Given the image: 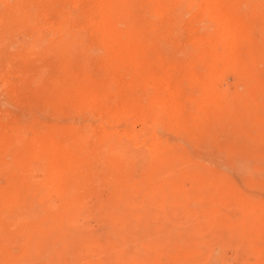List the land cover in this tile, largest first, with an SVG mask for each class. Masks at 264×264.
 <instances>
[{
    "label": "rangeland",
    "instance_id": "1",
    "mask_svg": "<svg viewBox=\"0 0 264 264\" xmlns=\"http://www.w3.org/2000/svg\"><path fill=\"white\" fill-rule=\"evenodd\" d=\"M212 2L210 14L192 0H103L100 4L99 0H0V166L4 167L0 168V208L12 202L8 205L14 212L9 220L8 209L2 210L8 214L6 220L4 213L0 216V264H264V0ZM256 5L259 12L253 10ZM229 20L240 29L227 34V43L233 46L225 50L226 57L223 52L224 67L217 66L221 50H214L221 47L224 51L218 44L219 25ZM96 21L115 35L113 46L118 50L139 39L144 42V66L149 64L144 73H152L159 81L144 82L143 110L154 111L151 93L157 95L160 88L158 92L167 90L165 94L171 95L169 99L164 94L178 112L175 120L166 118L158 126L154 113L147 114V109L146 118H151L146 119V133L140 119L133 126L137 132L143 130L138 135L145 136L148 146L156 138L153 143L169 146L164 152L168 154L163 162L147 166L145 153L132 149L124 154L129 188L123 190L114 219L112 205L106 201L108 189L89 184L75 215L41 219L42 230V223L35 219L41 212L34 209L31 197L25 201L22 194L17 196V191L25 192L28 186L26 196L30 183L26 184L33 182L31 170L27 169L28 178L23 167L27 162L21 163L23 156L24 161L30 155L34 159L30 146L35 148L36 138L51 127L98 126L100 114L89 118L70 100L81 83L94 85L93 92L98 90L110 104L122 90L127 101L133 100L132 95L136 100L140 90L132 88L129 68L108 74L109 66H102V36L91 25ZM203 30H209L208 34ZM127 35L135 38L126 43ZM66 98L71 102H64ZM165 121L173 124L168 125L169 131ZM175 121L179 123L174 126ZM117 125L127 128L124 123ZM12 128L16 134L35 138H26L31 145L22 138L27 149L24 140L13 136L15 132L12 136L19 144L11 143L8 132ZM27 150L31 153L26 157ZM16 151L22 155L13 158ZM14 160L20 162V170ZM6 167L19 174H10ZM5 170L18 179L9 181ZM96 170H103L98 173L101 176L107 171L102 162ZM20 171L27 174V183ZM97 190L101 193L96 194ZM19 201H24L21 208ZM29 204L34 216L31 207L27 209ZM14 205L29 212L22 213L25 218Z\"/></svg>",
    "mask_w": 264,
    "mask_h": 264
},
{
    "label": "bare ground",
    "instance_id": "2",
    "mask_svg": "<svg viewBox=\"0 0 264 264\" xmlns=\"http://www.w3.org/2000/svg\"><path fill=\"white\" fill-rule=\"evenodd\" d=\"M102 1L103 0H99V4ZM192 1H197V5L199 4L200 6L204 7V9L210 13L211 7H212V4H213V2L211 3L212 0H192ZM205 1H208V2H206V5L203 6ZM194 4L196 5V2ZM188 7H191V6H188ZM75 9H77V8H75ZM253 10L256 11V12H259L261 9H260L259 6L256 5V6H253ZM223 20H225V19H223ZM246 20H248V19H246ZM86 21H88V20H86ZM94 22H92V24H91V25H93L92 29L94 31H96V32H99L101 34V36H102V39H100V37H99L100 49H102V51H103L102 58L105 59V63L103 62L104 65L102 64V66H107V67L109 66V68H108L109 71H107V69H105L108 72V74H110L109 73L110 71H111V73L112 72L118 73V72H123L125 69L129 68V71L131 72L132 77H131L130 73H129L130 75H127V76H129V78L131 77V80L129 79L130 82H134V83H132V88H134V89L139 88L140 89V90H138L137 96L140 94L139 97H141V98L136 96V100L139 99V100H137L138 101L137 102L136 100H134L135 96L132 95L131 98H133V100H128L127 101V99H125L126 96L123 95V92H122L123 90L121 89L122 90L121 92L118 91L119 93L114 95V99H113L114 101H112V104H110L111 100H109V98H107V97L99 96V94H97L98 90H94V92H93L92 88H93L94 85H91V87H92L91 88L89 82H88L89 85H88V83H87V85H85L84 83H86V82H83L84 85L81 83V86L79 88L77 87L78 89L75 91L76 94L74 95V97H71V99H70L69 98L70 96H68V93H67V96H68V99L73 101L72 104L76 102L75 104H77V105L75 106V104H73V107L75 106V108H77V110L80 109L81 113L85 112V114H88V116L91 115V117L92 116L97 117V116H95V113H96V115L100 114L99 115L100 118L98 119L99 121L97 120L99 122V124H98V126L96 128H94V126H95L94 124H93L94 125L93 128L90 127V126L89 127L85 126L86 128H79V127L78 128L77 127L73 128L72 126H74V125H71L72 123L70 124L71 127H70L69 124L66 125V127L62 125L63 127H60V128L58 127L57 129L56 128L53 129L51 127V130H49L46 133L43 132L44 134L39 135V137H41L43 135L40 139L36 138V147L35 148L33 147V145H31L32 143L29 142L30 141L29 139L33 138V140H34L35 139L34 137L31 138V136H30V138H28V137H26L25 134H24L25 135L24 136L22 133H20L18 131H17L18 134H16V131L14 130V128L11 129V130H14L13 132L11 130H10L11 132L9 131L10 133L7 131L8 134H11L10 137L13 135L12 133L15 132L14 133L15 135H13V136L15 137L17 135L15 138H18V139L21 138L19 140V142L21 140L25 139L28 144L30 143L29 144V145H31L30 149L31 150L33 149V151H32L33 153L28 152V150H27L26 154H25L26 157L29 156L30 153L34 156V159H33V157L30 155V157H32V158L29 157V159L30 160L33 159V160L29 161L30 164L27 161V160H29L28 158H26L25 161H24V156H23V159L21 161V163H24V164L27 162V165L25 164L26 166L24 165L23 167L25 168L26 172L28 170H31L30 172H32L33 182L32 183H31V181L28 182V183L26 182L27 174H23V173H26V172H24V170H21L23 173L20 171L22 174L19 175V176L22 177L23 175H25L26 178H25V176H23V177L25 178V183H27L26 185H28L30 183L29 184L30 187H32L34 189L32 190L29 187V189L31 191L29 190L27 195L23 197V194L25 195V192H27V190H28L27 189L28 186H26L25 183H24V186H26V191L24 192L25 189L22 188L23 190L21 192L18 193V191H17V196H18V194L19 195L22 194V199L24 198L25 201L30 200V197H31V201L33 202V206L35 205L34 209L35 208L36 209L39 208L40 211H37V212H41L39 215L37 213V215L35 216V219H38V221L41 220V219L42 220H46V219H50V218L52 219L53 216L54 217L58 216V218H63V217L64 218H70L71 216L75 215V212L82 206L81 203H82L83 196H84L83 192L87 191L89 189V187H87V186H89V184H91V185L92 184H96L100 188V190H102L103 188H107L108 189V195L106 197V201L112 205L111 212L113 213L112 215H114V217L112 219H114L116 217V215H117V210L119 209V205H120L119 202L123 198V190L125 188H129V185L127 184L128 181H127L126 175H125V174H127V172H126V168H124L125 167V163H124V160H123L124 154L126 152L127 153L133 152L132 149H135V151H138L140 153H142V152L145 153L146 158L148 157L146 160H144V162L146 163V166H147L148 163H149L148 165H150V164L163 162L164 159H165L164 157L168 154V153L166 154L164 152L168 151L166 149H168L169 146L165 147L164 145L160 146L157 143H153L154 141L156 142V140H157V138L155 137L156 134H155L154 137L151 136L152 138H156V139L153 140L150 137L151 140H153V142L150 141V143H152V144L149 145V146H148V141H146L145 136H139L138 135V134H141L143 130L145 131V133L148 130V128L146 127V125H147L146 124V119L150 120L151 117L150 118L149 117L146 118V117L149 116L150 113L152 112V110L150 112V110L147 108L148 111H149L147 113L149 115H147L145 113V111L147 110L146 107L144 108L146 110L145 111L143 110V105H145V103H143L142 101L144 100L143 97L145 98L144 95L146 94V93H144V89L146 87L145 85H147V83H150L149 81H159V80L155 79L156 76L154 78L150 76V75H152V73L150 75L149 74L145 75V73H144L145 66L147 68L148 67L147 65H149V64H147V65L144 66V59L143 58L145 56L143 57V50L144 49L142 48L144 46L143 45L144 42L143 41L141 42L140 39H139V42L142 43V46H140L139 42L137 44H135V45L134 44H128L127 42L131 41L132 38H135V37H129V35H130L129 34L126 37L127 38L126 39V43L127 44L125 45V47H123L122 50H118L117 47L113 46V41L115 40V35L113 33H111V31L108 33V31L105 29V26L102 25L103 23L101 24L99 22V24H101V25H99V24H97L98 23L97 21H96V24ZM246 23H247V21H246ZM89 27H91V26H89ZM205 27H207V26H205ZM212 28H215V26H213ZM219 28H221V30H222L221 31L222 35L218 39V44H222L224 46V51H223V49H221V47H220L221 45H216V46H219L220 48L215 49L214 51L221 50L220 54H222V55L219 54L220 58L218 59L216 57L218 59V60L217 59L216 60L218 61L217 66L219 64H220L219 66H223V64L225 63L224 61H227L225 59L226 51H229L230 48L233 46L232 44H228L227 43V41H228L227 40V38H228L227 34H230L231 32H235V31L239 30L240 27L237 24H234L233 22H231L229 20L227 22H222L219 25ZM210 30L214 31V29H210ZM207 31H209V30H207ZM207 31H204V32L206 33ZM213 31H210L211 33L209 32V35L212 34ZM207 34H208V32H207ZM210 36H212V35H210ZM229 40H231V39H229ZM207 46L209 47V45H207ZM212 50H213V48H212ZM223 52H225V57H224V53ZM202 53H204V52H202ZM113 54L116 56V58H114L115 56L114 57L112 56ZM215 55H218V54H215ZM229 56L227 55V57H229ZM146 59H148V58L146 57ZM210 60H211V58H210ZM210 60H208V61L210 62ZM212 63L216 64V63H214V61H212ZM227 67H228V65H227ZM104 68H106V67H104ZM211 69H212V67H211ZM214 69H216V68L214 67ZM219 69H221V68H219ZM219 69H218V71H219ZM147 71H149V70L146 69V74H147ZM124 72H126V71H124ZM103 73L104 72L102 71V74ZM103 75H104L103 77H105V74H103ZM203 76H205V74ZM121 78H123V77H121ZM207 79L205 78V80H207ZM105 80H107V79H105ZM83 81H88V80L84 79ZM145 81H148V82L144 83ZM111 83H112V85H110V86L112 87L114 84H113V82H111ZM153 85H155V89H157L156 85H159V84L157 82H155V83H153ZM110 86H108V87H110ZM163 87H165V86H163ZM65 88H67V87H65ZM71 88H72V86L69 87L68 90L69 89L71 90ZM158 89H160V88H158ZM158 89H157V92H156L157 95H155V93L152 95V93L154 91L151 93L152 98H154L153 101H152V105H151V103H148V102H146V104H150L152 106V108L154 109V111L151 113V115L154 113V116L156 117L155 118V122L159 126V124L162 123L164 120H166V118L168 119L167 121H169V122H172L173 120H175L176 117H177L176 116V112H178V108L175 105H171L168 102V101H171L172 99L168 100V98L170 99L171 95L168 94V93L165 94L166 91H167L166 89H165L166 91H164V88H162V90L165 92V93L164 92L163 93L165 95H168V98L164 94L158 92ZM113 90H115V89L113 88ZM95 91H97V92H95ZM115 92H117V91H115ZM125 92H126V90H125ZM70 93H71V91H70ZM65 95H66V93H65ZM154 95L157 96V98H155ZM108 96H110V95H108ZM162 96H163V99H162ZM200 96H202V95H200ZM160 97H161V99H160ZM61 99H62V96H61ZM61 99H60V101H62ZM68 99L66 98L64 102H67ZM129 99H130V97H129ZM141 99H143V100L141 101ZM70 100H68V101L71 102ZM139 101H141V102H139ZM198 101H196V102H198ZM172 102H173V100H172ZM72 104H70L68 106L70 107V106H72ZM58 105H59V103H58ZM150 105H147V107L149 106L151 108ZM60 107L61 106H57V108H60ZM61 108L63 109V107H61ZM78 111H76V113H78ZM73 113L74 112H72L71 114H73ZM79 115H81V114H79ZM199 116H201V114ZM80 117H83V116L81 115ZM91 117L89 116V118H91ZM180 117L182 118L183 116H180ZM91 120H93V121L95 120V122H96V119H91ZM138 120L141 123V125H142L141 129H143V130H141V131L139 130L137 132L134 129L135 126H133V124H135ZM79 121L80 120H78L77 122H79ZM167 121H165V124L167 125L166 128L168 127L167 130L169 131V126L171 125L170 127H172L173 124H170V123L168 124ZM199 121L200 120H198V122ZM176 122L179 123L178 121H175L174 122V126H175ZM74 123H76V121H74ZM88 123H91V122H88ZM118 123H124L127 126V128L124 129V130L121 128L122 129L121 130L118 127L119 128L118 129L117 128V126H118L117 124ZM153 123H154V121L151 123L152 126H153ZM200 123H202V122H200ZM157 124H156V126H157ZM164 125H162V126H164ZM154 126H155V124H154ZM179 126H180V124L179 125L177 124L176 127H178L179 129L182 128L181 126L180 127ZM145 128H147V130ZM152 128H154V127H152ZM155 130H156V128H155ZM7 132H5L6 135H7ZM150 132H151V130H150ZM131 134H133V135H131ZM136 135H138V136H136ZM160 135H161V133H160ZM3 136H4V139L6 137H7L6 139H9L8 140L9 144H7V145H10V146H11L12 141L16 140L13 136L11 137L12 140L10 139V137L8 138V135L6 137H5V135H3ZM3 136H1V137H3ZM35 136H37V135H35ZM22 138H24V139H22ZM89 138H91V139L93 138L94 141H92L90 139V142H89L87 140ZM10 140H11V143H10ZM25 140H24V142L22 141V143L25 145V148L27 149L28 147H26L27 144H25L26 143ZM147 140H148V138H147ZM5 141H7V140H5ZM16 141L14 143H12V144H15ZM91 141H92V143L94 142L93 145H91L92 144ZM19 142L17 141L18 144H19ZM18 144L14 145L15 146L14 148H16V150H18ZM88 145H91L92 147L90 146L91 148L89 149ZM19 146H21V150L25 151V149L22 148L21 143H20ZM162 147L163 148L165 147V148L163 149ZM176 147H177V145H176ZM11 148L9 150H11ZM175 150H176V148H175ZM39 151H40V153H39ZM15 154L16 155L17 154L18 155H22V152L21 153H18V152L15 153L14 152L13 158H16ZM23 155H24V153H23ZM144 158H145V156H144ZM14 161H16V160H14ZM17 162H19V161H16L15 162L16 164H13L14 162L12 164L15 165L17 169L20 170V167L17 166V165H20L19 164L20 162L18 164H17ZM100 162L105 164V167L107 169L106 173L103 174L102 176L99 175L98 173H100V172L104 173L103 170L100 171V172H98L96 170V166ZM0 163H1V161H0ZM2 165H3V162H2ZM10 165H11V163H10ZM100 165H102V164H100ZM0 168L4 169L3 166H0ZM98 168H99V166H98ZM100 168H101V166H100ZM13 169H15V168H13ZM17 169L15 171H17ZM6 170H7V167H6ZM7 171H9V169ZM7 171L5 173L7 176L8 175L10 176L11 173L12 174L16 173V172H13L14 171L13 170L11 172L9 171L10 174H9V172L7 174ZM30 172L28 171V174ZM3 173H4V171H3ZM16 174H19V172H17ZM6 175H4V176H6ZM30 175L31 174H29L28 178H31ZM16 176L18 177V175H16ZM16 176L14 177L13 175H11L9 177L10 178L9 181L11 180L13 182L12 179H14V178H15V180L18 179V178H16ZM129 181H130V179H129ZM19 182L21 183L22 180H20ZM22 184H23V182H22ZM96 185H93L92 187H95ZM13 187H14L13 189L18 188V183H17V187H16V185H14ZM95 188L97 189V187H95ZM96 189H95V191H96ZM100 190L99 191L97 190L96 194H98V192H100ZM11 191H13V190H11ZM11 191H10V193H11ZM0 192H1V190H0ZM2 192L4 193V190H2ZM0 195L2 196L1 193H0ZM15 196H16V194H15ZM11 197H12V200H13L14 195L11 196ZM6 198L4 196L5 200H6ZM4 199H3V201H4ZM7 199L10 200V198H7ZM18 200H16V201H18ZM6 202H7L6 204L8 205L9 204L8 201H6ZM23 202L24 201H22V203L20 202L21 203V205L19 206L20 208L22 207ZM11 204H12V202H11ZM11 204H9V205H11ZM9 205L7 207L4 206L3 208L2 207L0 208V210H1L0 216L4 213V216H6L5 220L7 219L8 216H9L8 217V220H9L10 216L14 213V212L11 213L13 211V209H9V208H11ZM37 205H38V207H36ZM33 206H31V204H29V206H27V209L31 207L29 211H30V214L32 216H34L32 211H31ZM16 207L17 206H15L14 208H16ZM19 207L16 208V210L19 209L20 211H22V209H20ZM3 209H5L6 211L8 209L10 211V213H9V211H7V212L5 211L6 213L9 214V215L7 214L8 216L5 214V212L2 211ZM24 209H23L22 212H20L21 215H22L23 212H24L23 215L25 213L26 214L29 213L26 209L24 211ZM34 214H36V210H35ZM23 215H22V218L23 217L25 218V216H23ZM1 218L2 217H0V219ZM53 219H55V218H53ZM1 221H0V226H1L0 229H2V227H3ZM40 222L41 221H39V225L42 223L41 224L42 225L41 229L44 230L43 229L44 228L43 227L44 221H42L41 223ZM41 229H40V231H41Z\"/></svg>",
    "mask_w": 264,
    "mask_h": 264
}]
</instances>
